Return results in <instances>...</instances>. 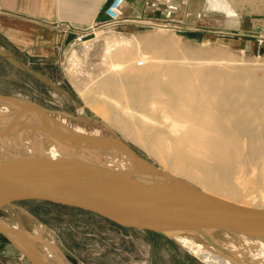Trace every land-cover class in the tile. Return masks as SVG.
Wrapping results in <instances>:
<instances>
[{"label": "rangeland", "instance_id": "374dc122", "mask_svg": "<svg viewBox=\"0 0 264 264\" xmlns=\"http://www.w3.org/2000/svg\"><path fill=\"white\" fill-rule=\"evenodd\" d=\"M227 1L235 11L234 15L211 9L208 0H186L174 22L179 29L150 25L152 21L141 9L139 16H131L135 23H123L110 32L96 31L86 46L68 47L58 63H24L13 53L0 48L14 55L30 72L0 56V95L31 101L72 129L79 126L86 132H112L140 157L168 171L170 165L167 161L160 160L136 141L125 137L119 126L103 122L100 113L109 106L118 111L119 106L102 97L101 82L107 77L135 78L134 72L146 66L156 71L154 65L175 57L172 61L242 68L263 85L264 0ZM133 3L139 6L135 0ZM109 49L111 57L106 54ZM142 56L149 58V65L138 68L135 63L142 60ZM117 63H124L125 68L113 70L112 65ZM118 99L125 103L124 98ZM17 108L15 102L0 100V113H7V117H16L20 113ZM106 114L111 116L113 112L107 110ZM242 148L244 154L250 151L247 139H244ZM260 166L261 163L256 165L257 168ZM252 168L246 164L249 172ZM233 198L243 204L264 208V194L259 192H240ZM0 219L27 232L29 236L22 238L32 241L33 247L42 255H47L48 246L54 245L67 264H205L200 256L184 248L176 239L118 228L94 214L69 207L21 201L0 208ZM209 233L215 243L232 254L242 255L247 260L252 257L240 234L218 230ZM192 236L196 243L223 262L237 264L215 249L205 237ZM0 238L10 242L1 232Z\"/></svg>", "mask_w": 264, "mask_h": 264}, {"label": "bare ground", "instance_id": "6f19581e", "mask_svg": "<svg viewBox=\"0 0 264 264\" xmlns=\"http://www.w3.org/2000/svg\"><path fill=\"white\" fill-rule=\"evenodd\" d=\"M208 2L211 9L235 14L227 0ZM168 49L172 50V47ZM106 54L111 57V50H107ZM174 58L154 65L156 71H152L151 66L136 70L135 78L103 79L100 86L102 97L119 106L118 111L107 107L113 112L111 116L106 114L107 110L102 111L103 122L119 126L125 137L136 141L160 160L167 161L170 167L165 172L171 176L196 184L202 191L216 197L247 207L263 208L240 203L233 196L240 192L264 194V161H261L264 158V84L259 82L260 85L249 71L247 73L242 68L176 62L172 61ZM142 60L146 62L143 67L149 65L148 57L142 56ZM112 68L122 71L125 66L124 63H117ZM119 97L124 98L125 103H121ZM18 107L22 118L29 119L33 129L39 132L18 131L13 136H0V169L12 171L33 167L43 171L56 162L82 161L111 172L153 175L133 164L120 150H72L55 142L45 133L47 115L36 114L25 104H18ZM3 116L7 113H0V117ZM52 120L63 131H69L72 137L81 134L108 135L96 130L86 132L79 126L72 129L53 116ZM244 139L251 146L247 154L243 153ZM258 163H261L260 168L256 167ZM246 164L253 167L251 172L246 169ZM10 228L29 236L15 224ZM202 233L201 236L207 237L215 249L231 257L235 263L264 264L263 228H252L251 232L240 234L245 248L252 254L250 262V259L220 247L209 231ZM22 240L38 261L67 264L54 245H49V253L42 255L33 247L32 241ZM176 240L200 256L205 264H230L205 250L192 235H179Z\"/></svg>", "mask_w": 264, "mask_h": 264}, {"label": "water", "instance_id": "95a60500", "mask_svg": "<svg viewBox=\"0 0 264 264\" xmlns=\"http://www.w3.org/2000/svg\"><path fill=\"white\" fill-rule=\"evenodd\" d=\"M0 56L25 69L14 55L0 50ZM0 100L25 104L36 114L47 115L46 135L69 149L120 150L133 164L153 174L111 172L82 161L56 162L43 171L33 167L12 171L0 169V208L21 201L47 202L94 214L125 229L171 239L183 234L202 235L203 231L242 234L256 227L264 229V208L247 207L216 197L173 177L140 157L112 132L72 137L69 131L54 124L47 110L35 103L2 95ZM3 117H0L1 137L16 135L18 131L39 132L20 113L16 117ZM10 227L0 219V232L14 247L33 264H45L32 255L22 240V236H27Z\"/></svg>", "mask_w": 264, "mask_h": 264}, {"label": "crops", "instance_id": "0c3cea01", "mask_svg": "<svg viewBox=\"0 0 264 264\" xmlns=\"http://www.w3.org/2000/svg\"><path fill=\"white\" fill-rule=\"evenodd\" d=\"M106 0H0V48L24 63H58L73 43L57 23L80 28L102 20ZM128 0L126 12L139 16L142 0ZM1 63V61H0ZM0 264H33L10 242L0 238Z\"/></svg>", "mask_w": 264, "mask_h": 264}, {"label": "built area", "instance_id": "2783aa9c", "mask_svg": "<svg viewBox=\"0 0 264 264\" xmlns=\"http://www.w3.org/2000/svg\"><path fill=\"white\" fill-rule=\"evenodd\" d=\"M186 0H142V11L152 21L150 25L155 27H173L179 29V25L174 23ZM128 0H106L102 8V20H96L85 28H80L70 22L57 23L59 30L74 36L71 47L86 46L91 41L90 37L96 35V31L110 32L123 23H135L126 12ZM144 61L139 60L137 67H143Z\"/></svg>", "mask_w": 264, "mask_h": 264}, {"label": "trees", "instance_id": "16d2710c", "mask_svg": "<svg viewBox=\"0 0 264 264\" xmlns=\"http://www.w3.org/2000/svg\"><path fill=\"white\" fill-rule=\"evenodd\" d=\"M46 204H51V203H47V202H45ZM51 205H55V204H51ZM55 206H60V205H55ZM61 207H64V206H61ZM113 224V223H112ZM114 226H116V227H118V228H122V227H120V226H118V225H115V224H113Z\"/></svg>", "mask_w": 264, "mask_h": 264}]
</instances>
